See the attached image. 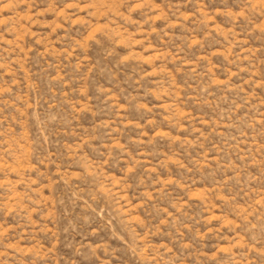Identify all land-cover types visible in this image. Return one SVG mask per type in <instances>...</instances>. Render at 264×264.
Here are the masks:
<instances>
[{"label": "rangeland", "instance_id": "374dc122", "mask_svg": "<svg viewBox=\"0 0 264 264\" xmlns=\"http://www.w3.org/2000/svg\"><path fill=\"white\" fill-rule=\"evenodd\" d=\"M0 264H264V0H0Z\"/></svg>", "mask_w": 264, "mask_h": 264}]
</instances>
